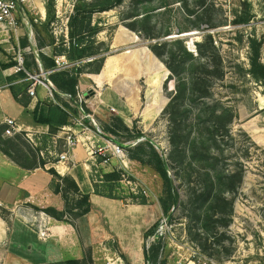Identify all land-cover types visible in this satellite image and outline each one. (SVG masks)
<instances>
[{
	"label": "rangeland",
	"instance_id": "374dc122",
	"mask_svg": "<svg viewBox=\"0 0 264 264\" xmlns=\"http://www.w3.org/2000/svg\"><path fill=\"white\" fill-rule=\"evenodd\" d=\"M46 2L40 0L43 13L38 8L31 11L24 9L23 22L19 21L17 30L9 38H0V60L13 67L14 58L21 52L24 68L26 66L25 70L32 76L40 75L31 55L37 50L36 45L42 44L39 50L44 51L46 47H51L49 43L52 39L55 47H67L68 17L77 0H55L50 15L46 14ZM91 27L97 32L92 38L94 55L79 61L52 56L53 60L62 57L66 65L59 71L76 79L73 92L66 93L71 99L62 100L56 98V94H53V99L46 95V99L52 104L57 102L75 122L78 107L85 114H90L85 104L94 98L98 90L91 76L99 74V92L111 87L119 93L121 99L116 111L105 107V119L97 124L124 146V157L118 160V164L92 167V177H89L97 183L99 191L110 193L124 206H141L136 202L140 197L146 199L139 219L146 230L155 224L156 229L143 241L144 256L150 253L152 247H158L157 264H189L191 261L264 264V81L259 82L246 75L253 44L259 48V62L264 65V0H124L113 10L93 15ZM189 33L196 34L179 37ZM206 34L212 36L224 58L226 75L222 82L211 84L213 98L205 103L215 106L217 111L228 108L235 116L229 135L217 138L219 150L213 148L211 152L222 155L217 167L224 173L235 171L242 174L239 188L235 194L224 195L215 210L217 213L210 210L208 204L201 206L191 196L192 189L199 188L201 181L195 175L188 178L179 167L175 173L169 158L167 160L171 149L167 119L171 112V95L177 82L175 77L170 79L165 60L152 52L157 43L181 40L186 50L195 55V45ZM169 37L172 39H166ZM166 49L180 52L176 44H168L159 52H166ZM183 76L179 73V77ZM78 80L81 84H78ZM49 82L58 93L53 83ZM24 84L28 85L29 82H21V87ZM213 99L217 103H213ZM200 107L198 102L184 101L182 111H186L189 122L200 114ZM71 121L68 124L73 127ZM2 133L1 138L13 139L3 137ZM17 136L19 139L13 141L18 146L15 158L23 165L50 159L54 162L47 164L49 169L57 164L55 155L65 151L62 138L46 148L48 145L44 140L32 137L30 142L25 135ZM146 142L165 158L168 175L178 191V202L168 216L163 215L160 207L162 180L151 167L131 159L136 149H140L138 153L141 155L146 154ZM79 143L83 146L82 142ZM83 148L85 150V146ZM86 156L91 160L88 154ZM120 161L124 166L119 165ZM194 164L197 170L204 167L199 159ZM116 169L120 180L109 192L106 183H101L100 175ZM52 182L60 185L51 176L46 193H39L34 200H24L16 205L13 212L8 210L11 207L9 204L0 205L4 217L9 220L11 216L43 214L51 218L42 211L45 209L53 210L59 216L64 214L65 203H70L66 197H70L66 194L54 195ZM60 186L64 188L66 184ZM10 188L5 185L2 192H7L6 195L10 194L12 198L15 192ZM133 211L139 212L137 209ZM64 220L79 227V237L87 239V229L81 225L80 218L74 219L65 213ZM131 241L132 238L126 240L127 245ZM134 242H137L136 238ZM72 246H75L74 243ZM75 252L77 250H73ZM18 259L6 246L0 245V264H57L41 258L40 261ZM78 261L79 264H131L121 255L115 238L109 235L102 215H99V243L82 246V257Z\"/></svg>",
	"mask_w": 264,
	"mask_h": 264
},
{
	"label": "trees",
	"instance_id": "16d2710c",
	"mask_svg": "<svg viewBox=\"0 0 264 264\" xmlns=\"http://www.w3.org/2000/svg\"><path fill=\"white\" fill-rule=\"evenodd\" d=\"M54 2L55 0H47V15L53 13ZM123 2L124 0H77L73 6L72 14L68 17L69 42L67 47L62 48L63 46H61L57 48L55 47V42L51 39L49 46L53 49L52 56H64L69 61H79L94 55L92 38L97 32L96 29L91 27L92 16L113 10ZM214 43L212 36L206 34L202 41L195 45V55L186 50L181 40L157 43L153 47L152 52L156 57L161 58L163 61L165 60V66L170 72V79L175 77L177 82V86L171 95V112L167 119L171 135V149L167 160L169 158V162L173 166L172 169L176 170L175 173L178 172L179 167L184 174H187L188 178L195 175L201 181L199 188L192 189L191 196L195 202H198L201 206L208 204L209 209L215 212L219 202L224 199L225 194H235L242 182V174L235 171L224 173L223 170L217 167L222 155L211 152L213 148L219 150L217 148V138L224 134L229 135L231 123L235 118L233 112L228 108L217 111L215 106L211 107L205 103L207 99L212 100L213 98L211 84L215 81L222 82L226 75L224 58ZM168 44L178 45L180 52L175 53L167 49L166 52H159V49L167 48ZM255 45L251 46L250 57L248 58L249 67L246 75L253 78V80L262 82L264 81V65L259 62L260 52ZM42 47V44L36 45L38 50ZM52 56L48 58L39 53L44 70H53L55 68ZM1 67L3 69L9 68L12 67V64ZM239 69L241 70L242 68ZM179 73L184 76L179 77ZM16 75L19 78H23L21 73ZM12 79L10 77L8 80L11 81ZM48 79L53 83L59 94L72 93L77 83L75 78L62 71L51 73ZM27 87V84H24L23 87H10L13 99L22 106H26L28 103V97L25 95ZM56 98L59 97L57 96ZM185 100L201 104L200 114L196 115L191 122L188 120L186 111H182ZM212 102L217 103L216 99H213ZM203 113H206L205 116H203ZM33 118L36 123L47 125L51 135L69 123V114L52 103L43 104L41 107L36 106ZM104 131L108 133L106 130ZM18 139V136L13 137V139H3L0 136V152L19 167L26 170L44 169L45 165L54 162L47 159L46 162H31L28 165L20 164L15 158L18 146L13 143V141ZM145 145L147 146L146 154L141 155L138 153L141 152L140 149H136L137 152L132 153L131 159L151 167L162 180L163 191L160 198V207L163 215L168 216L173 206L178 202V191L168 175L165 158L149 142H146ZM198 159L204 164V167L200 168L201 170L194 168V161ZM185 160H188V162H185ZM100 161L101 158H98L97 162L99 163ZM47 172L55 177L60 185L62 183L66 184V187L61 188L59 184L52 182L53 194L60 196L61 194L62 196L66 194L70 197L69 199L66 197L70 203H65L64 214L60 216L56 215L53 210L45 209L42 211L54 220L66 223L70 222L64 220L65 213L74 219H79L91 211L92 206L89 201V195L81 193L70 177L58 175L53 168H49ZM100 178L101 183H106L109 192L112 190L113 185L120 180L119 172L117 171L104 173L100 175ZM92 187L95 195L115 200L110 193L104 194L99 191V186L96 182H92ZM231 202L232 200H230V209L232 208ZM146 203L147 201L144 197H140V200L136 202L138 205H146ZM0 217L7 221L2 209H0ZM155 229L156 224L146 230L142 236L143 241L151 236ZM157 252L158 247H152L150 253L148 252L144 256L145 262L157 264ZM57 264H79V261L68 259Z\"/></svg>",
	"mask_w": 264,
	"mask_h": 264
},
{
	"label": "crops",
	"instance_id": "0c3cea01",
	"mask_svg": "<svg viewBox=\"0 0 264 264\" xmlns=\"http://www.w3.org/2000/svg\"><path fill=\"white\" fill-rule=\"evenodd\" d=\"M39 3L40 0H32L23 8V14L26 8L29 11L38 8L41 13L40 6L42 7V5H39ZM46 48L44 51L37 49L35 52H31L34 62L37 66L40 65L42 70L44 69L39 53L48 58L53 55V49L51 47ZM5 65V62L0 60V129L4 130L3 121L9 118L14 120L21 134L30 139L36 137V140L46 141L48 145L46 148L53 146L55 139L63 138L68 133V128L70 132L76 133L79 142H85V134H81L78 128H73L70 124L59 128L55 134L51 135L47 125L36 123L33 118L36 106L41 107L44 103H49L46 99V91L43 88L36 87L34 98L25 93L28 97L26 106L15 102L10 87H20L21 80L14 74L13 67L5 69L1 67ZM10 77L13 78L11 81L8 80ZM91 80L96 84L98 90H96L94 98L87 100L85 105L96 123L99 124V121L105 119L104 108L110 107L116 111L121 98L119 93L111 87L99 92V74L91 76ZM78 82V84H81L80 80ZM69 121H71L70 116ZM84 144L86 145V143ZM84 144L83 146H85ZM83 146L79 143L69 151L67 161L53 165L52 168L58 175L70 177L81 193L89 195L92 209L79 220L81 225L83 224L86 227L85 230L87 229V239L79 237L77 233L79 227L71 223L52 220L47 216L44 218L46 237H41L35 225L29 222V218H26L32 216L28 214L25 217L11 216L7 221L0 217V245L6 246L9 252L14 253L19 257L18 260L22 261H29L30 259L36 261L39 258L49 263H59L68 259L79 260L82 257V246H85V244L94 245L95 242L99 243V215H102L105 217L109 235L115 238L123 258L130 261L131 264H145L142 236L146 228L139 219V214L143 209L142 205L124 206L117 200L95 195L92 180L89 177L94 160L88 159L86 156L87 151L84 150ZM98 167L103 168L102 166L96 168ZM47 169V165L44 166V169H23L0 153V191L2 192L3 187L6 185L15 192L12 198L9 197L10 194L6 195L7 192H4V194L2 192L0 194V205L9 204L11 207L8 210L13 212L16 205L24 200H34L35 196H39L41 192L46 193L51 182V176L46 172ZM111 171L108 170V172ZM133 209H137L139 212H134ZM106 211H110V213H106ZM130 211L133 212L130 213ZM108 216H111V218ZM129 238H132V241L127 245L126 240ZM135 238L137 242H134ZM73 243L75 246H72ZM73 250H77V252L73 253Z\"/></svg>",
	"mask_w": 264,
	"mask_h": 264
},
{
	"label": "built area",
	"instance_id": "2783aa9c",
	"mask_svg": "<svg viewBox=\"0 0 264 264\" xmlns=\"http://www.w3.org/2000/svg\"><path fill=\"white\" fill-rule=\"evenodd\" d=\"M31 1L32 0H0V38H9L11 34H13L17 30L19 21H23V8L26 7ZM62 59V57H59L53 60L55 64V68L53 70L44 71L42 70L40 65H38L40 75L32 76L24 68L23 54H21V52H18L16 58H14L15 65L13 66V71L14 74H23V78L20 79L21 82H29L26 89V93L29 97L34 98L35 88L40 87L46 91V94L50 99H53V94H56L58 97L64 100H70L71 97L69 95L56 93L54 87L48 80V76L51 73L65 68L64 66L66 64L62 61ZM81 99H83V96H81ZM54 103L61 108V106L57 102L54 101ZM77 109L79 111L78 119L75 122L71 121L73 124L72 126L73 128H78L81 134H85V142L82 143H86V145H84L87 154L90 159L94 160L93 167L96 168L97 166H102L104 168L106 165L110 166L113 162H116L118 164V160H121L124 157V146L115 137H112V135L101 130L99 128V125L90 114H85L80 107H78ZM110 110L113 111V109ZM3 123L5 126L2 133L3 137L13 138L21 134L18 130V127L15 125L14 120L7 118L3 121ZM27 139L28 141L32 142V139L28 137ZM62 139L64 140L62 146L65 151L61 152L58 155H55L57 164L67 161L69 151L79 143L76 133L74 134L70 132L69 128L68 133H66ZM55 143L56 139L54 140V144ZM98 158H101V161L99 163L97 162ZM119 165L124 166V163L120 161ZM92 173L93 172L90 171L91 177ZM26 218H29V222L35 225L37 232L41 237H46V230H44L45 215L38 214L32 215L31 217L27 216ZM189 264L212 263L191 261Z\"/></svg>",
	"mask_w": 264,
	"mask_h": 264
},
{
	"label": "water",
	"instance_id": "95a60500",
	"mask_svg": "<svg viewBox=\"0 0 264 264\" xmlns=\"http://www.w3.org/2000/svg\"><path fill=\"white\" fill-rule=\"evenodd\" d=\"M196 33H189V34H183V35H180L179 37L183 38V37H187V36H193L195 35ZM175 38V37H174ZM166 39H172V37H169V38H166Z\"/></svg>",
	"mask_w": 264,
	"mask_h": 264
},
{
	"label": "bare ground",
	"instance_id": "6f19581e",
	"mask_svg": "<svg viewBox=\"0 0 264 264\" xmlns=\"http://www.w3.org/2000/svg\"><path fill=\"white\" fill-rule=\"evenodd\" d=\"M39 5H40V3H39ZM40 11H41V13L43 12V9H42V7L40 6Z\"/></svg>",
	"mask_w": 264,
	"mask_h": 264
}]
</instances>
